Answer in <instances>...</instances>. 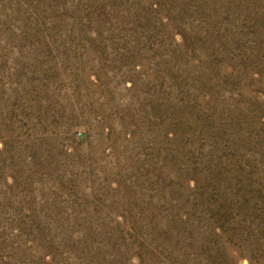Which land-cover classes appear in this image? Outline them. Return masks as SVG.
Returning a JSON list of instances; mask_svg holds the SVG:
<instances>
[{
  "label": "rangeland",
  "instance_id": "374dc122",
  "mask_svg": "<svg viewBox=\"0 0 264 264\" xmlns=\"http://www.w3.org/2000/svg\"><path fill=\"white\" fill-rule=\"evenodd\" d=\"M0 264H264V0H0Z\"/></svg>",
  "mask_w": 264,
  "mask_h": 264
}]
</instances>
